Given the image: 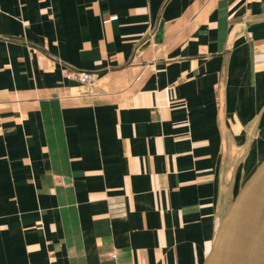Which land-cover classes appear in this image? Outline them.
I'll return each mask as SVG.
<instances>
[{
  "label": "crops",
  "instance_id": "crops-1",
  "mask_svg": "<svg viewBox=\"0 0 264 264\" xmlns=\"http://www.w3.org/2000/svg\"><path fill=\"white\" fill-rule=\"evenodd\" d=\"M263 154L264 0H0V264H201Z\"/></svg>",
  "mask_w": 264,
  "mask_h": 264
},
{
  "label": "water",
  "instance_id": "water-1",
  "mask_svg": "<svg viewBox=\"0 0 264 264\" xmlns=\"http://www.w3.org/2000/svg\"><path fill=\"white\" fill-rule=\"evenodd\" d=\"M201 264H264V154L233 195Z\"/></svg>",
  "mask_w": 264,
  "mask_h": 264
},
{
  "label": "built area",
  "instance_id": "built-area-1",
  "mask_svg": "<svg viewBox=\"0 0 264 264\" xmlns=\"http://www.w3.org/2000/svg\"><path fill=\"white\" fill-rule=\"evenodd\" d=\"M70 75H73L82 81L90 82L95 76V72L91 71H78V70H70Z\"/></svg>",
  "mask_w": 264,
  "mask_h": 264
}]
</instances>
